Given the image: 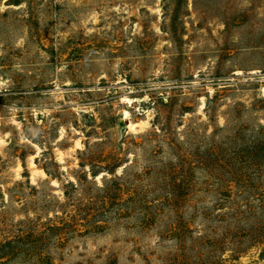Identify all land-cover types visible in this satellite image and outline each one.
I'll return each mask as SVG.
<instances>
[{"label":"rangeland","instance_id":"obj_1","mask_svg":"<svg viewBox=\"0 0 264 264\" xmlns=\"http://www.w3.org/2000/svg\"><path fill=\"white\" fill-rule=\"evenodd\" d=\"M0 264H264V0H0Z\"/></svg>","mask_w":264,"mask_h":264},{"label":"bare ground","instance_id":"obj_2","mask_svg":"<svg viewBox=\"0 0 264 264\" xmlns=\"http://www.w3.org/2000/svg\"><path fill=\"white\" fill-rule=\"evenodd\" d=\"M257 73V71H253L252 73H250V74H256ZM128 100V99H127ZM125 113V112H124ZM125 115L127 116V113H125ZM132 127V126H131Z\"/></svg>","mask_w":264,"mask_h":264}]
</instances>
